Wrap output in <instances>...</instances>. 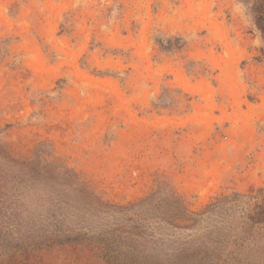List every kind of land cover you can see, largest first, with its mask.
Listing matches in <instances>:
<instances>
[{
    "label": "rangeland",
    "instance_id": "374dc122",
    "mask_svg": "<svg viewBox=\"0 0 264 264\" xmlns=\"http://www.w3.org/2000/svg\"><path fill=\"white\" fill-rule=\"evenodd\" d=\"M262 9L264 0H0V145L19 162L75 173L105 202L173 192L188 212L172 221L193 226L185 246L194 238L213 262L264 264ZM28 188L22 165L0 158V264H108L88 243L97 231ZM241 227L251 228L243 240ZM56 233L69 236L49 242Z\"/></svg>",
    "mask_w": 264,
    "mask_h": 264
},
{
    "label": "trees",
    "instance_id": "16d2710c",
    "mask_svg": "<svg viewBox=\"0 0 264 264\" xmlns=\"http://www.w3.org/2000/svg\"><path fill=\"white\" fill-rule=\"evenodd\" d=\"M254 14V24L264 39V9ZM181 40L175 38V44L179 46ZM169 44L172 42L168 41ZM261 52L264 57V48ZM0 158L14 165H22V172L29 179L30 194L40 205L46 204L53 211H56V206H60V211H70L75 221H82L87 229L95 230V233L97 231L88 236V243L95 254L108 264H231L230 259L213 262L210 258L199 256L194 238L189 240V243H193L192 247L185 246L181 238L184 237V231L193 226L172 221L186 220L188 212L173 192L157 189L128 205L114 204L95 195L75 173L62 172L58 167L40 161L19 162L7 155L1 145ZM34 179L35 183L32 182ZM72 202L82 203L83 206L79 210ZM258 213L262 226L255 229H262L264 234V210ZM55 215H60V212ZM103 215L112 221L101 222ZM90 216L98 220L91 223ZM247 230L251 228L237 229L235 237L243 240L241 237ZM66 236L69 234L56 233L48 241L61 243ZM82 237L79 233L74 236L77 240ZM50 238H59L60 241H51Z\"/></svg>",
    "mask_w": 264,
    "mask_h": 264
}]
</instances>
